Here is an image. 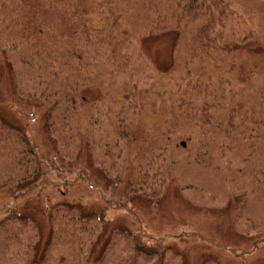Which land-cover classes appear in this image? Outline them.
<instances>
[{"label":"trees","instance_id":"obj_1","mask_svg":"<svg viewBox=\"0 0 264 264\" xmlns=\"http://www.w3.org/2000/svg\"><path fill=\"white\" fill-rule=\"evenodd\" d=\"M131 1L0 0V36L3 39L0 65L7 64L13 57L32 72L27 77L30 84L17 87V99L38 110L44 111L46 107L42 115L45 129L53 125L51 117L53 123L60 120L62 132L54 139L56 142L63 139L67 143L73 137L68 133L72 132L69 120L76 117L74 105L77 102L79 106L83 105L81 90L93 83L89 73L95 70L93 60L103 40L115 42L110 45L109 53L110 58L116 61L113 65L116 67L120 58L128 57L126 49L128 45L133 46L132 40L140 44L146 36L172 30L175 34L174 50L177 51L183 37L178 28L188 22H197L189 38L188 50L182 56L173 53L169 67L161 71L162 76L171 75L175 79L174 92L167 100L171 105L157 109L155 119L158 124L162 119L169 129L161 131L157 126L151 145L142 150L134 178L127 185L129 192H139L142 188V196L158 200L167 173L165 165L168 163L167 166L172 167L176 164L167 155L169 147L173 145L175 149L183 150L182 163L210 168L214 165L212 149L218 146L224 151L233 145L227 140L240 126L233 122V113L244 107L242 102H235L236 92L230 87L238 60L235 44L259 45L260 41L254 29L241 32L225 30L226 22L234 15L230 6L237 0H170L162 9H158L159 5L152 0L154 3L149 2L148 5L152 8L144 9V13L139 2L133 0L141 10L137 9L136 13L131 10L132 23L127 15ZM248 13L246 10L251 17ZM121 23L127 26L121 27ZM98 72L97 75H102L99 67ZM97 84L103 90L88 111L95 109L98 100L106 98V95L114 98L118 107L117 113L114 111L111 115L116 116L113 136L121 149L113 157L111 151L103 146L104 159L96 161L100 172L105 173L107 167L109 169L114 164L112 158H120L123 149L130 144L133 147L132 129L136 124L132 121L134 116L130 117L127 110L137 109L138 103L132 83L131 86L122 84L115 87L113 92L100 80ZM259 92L263 100V85ZM208 94L219 95L220 99L213 97L207 100ZM153 95L158 101L163 94L155 92ZM224 100L231 110L226 124L219 122L212 110L225 103ZM239 118L242 120L243 117ZM178 120L187 128L178 131L175 140L171 134ZM249 124L240 126L239 135L249 133L251 136L254 126ZM94 131L93 125L87 130L90 147L98 142ZM222 137L224 141H220ZM75 147L76 144L71 152ZM63 152L70 153V148ZM39 164L36 152L23 131L12 126L0 110V190H6L8 194L30 185L40 176ZM136 185L141 187L136 188ZM66 186L68 188L72 183ZM146 187L153 189L150 194L145 191ZM28 198L25 197L26 201ZM38 204L40 213L51 217V230L44 240V247L39 248V222L28 212H11L0 221V264H48L51 261L56 264H166V260L163 262L164 254L139 245L129 230H109L105 237L96 235L94 223L101 219L96 208L66 199L52 206L48 201L47 204L38 201ZM104 228L107 231V224ZM117 240L125 249L128 248L126 256L119 255ZM176 248L170 247L168 252L179 256L181 251ZM55 253L63 258L57 259Z\"/></svg>","mask_w":264,"mask_h":264},{"label":"rangeland","instance_id":"obj_2","mask_svg":"<svg viewBox=\"0 0 264 264\" xmlns=\"http://www.w3.org/2000/svg\"><path fill=\"white\" fill-rule=\"evenodd\" d=\"M137 1L142 10L133 0L127 10L131 23V10L144 13V9L152 8L148 6L149 2L154 3L152 0ZM155 2L158 9H162L170 0ZM230 9L234 15L226 22L225 30L254 29L260 41L259 45L235 44L238 60L230 86L236 92L235 102H242L244 106L240 111H234L233 122L241 127L252 123L251 136L249 133L239 135L240 126H237L235 135L227 140L232 141L231 148L223 151L217 146L212 149L216 166L210 168L182 163L183 150L175 149L173 145L169 147L167 155L176 164L172 167L167 166L168 163L165 165L167 173L158 200L142 196V188L139 192H129L127 185L134 178L142 150L151 145L157 126L161 131L169 129L162 119L159 124L155 119L157 109L171 105L167 100L174 92L175 79L171 75L162 76L161 71L169 67L173 53L182 56L188 50L189 38L197 22H188L178 28L183 37L177 51L174 50L175 34L172 30L146 36L140 44L132 40L133 46L128 45L126 49L128 57L120 58L116 67L113 66L116 61L109 53L110 45L115 42L103 40L93 60L95 70L89 73L93 83L81 90L83 105L79 106L78 102L74 105L76 117L69 120L72 132L68 133L73 137L68 139V144L63 139L57 142L54 139L62 132L60 120L53 123L51 117L53 125L45 129L42 115L46 107L42 111L18 101L17 87L29 85L27 77L32 72L13 57L7 64L0 65V110L12 126L23 131L40 163V176L33 183L8 194L6 190H0V221L11 212L30 213L39 222V248L42 249L50 234L51 217L40 213L38 201L45 204L48 201L52 206L63 199L75 200L86 207L96 208L100 213L101 219L97 221L96 218L94 223L96 235L105 237L109 230H129L139 245L164 254L166 264H264V99L259 92L264 86V0H237ZM126 26L121 23V27ZM98 67L102 70L100 76L97 75ZM118 67L121 69L117 70ZM99 80L112 92L122 84H134L138 103L137 109L127 110L130 117L134 116L132 121L136 124L132 129L133 147L130 144L123 149L120 158H112L114 164L109 169L107 165L105 173L100 172L96 163L98 159H104L103 146L113 157L121 147L113 136L116 116L111 113L118 111L115 99L106 95L98 100L96 108L91 109L92 113L88 111L103 90L97 84ZM155 92L163 94L158 101L153 95ZM213 97L220 99L219 95L210 94L206 98L212 100ZM224 101L212 110L217 120L226 124L231 110ZM125 110L126 107L122 114ZM176 124L171 134L175 140L177 132L187 128L181 120ZM92 125L98 139L94 147H90L91 140L87 135ZM74 143L76 147L71 152ZM67 147L70 153L63 152ZM68 183L72 186L67 188ZM146 189L148 194L153 190ZM25 197L29 200L26 201ZM106 224L107 231L104 230ZM117 242L119 255L126 256L128 248L125 249L121 241ZM170 247H177L180 255L170 254ZM55 256L63 258L61 254L55 253Z\"/></svg>","mask_w":264,"mask_h":264}]
</instances>
